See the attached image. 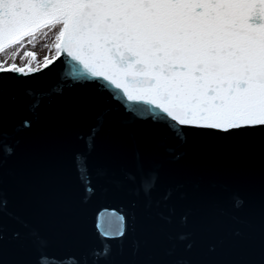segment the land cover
Segmentation results:
<instances>
[{"label":"snow or ice","instance_id":"obj_1","mask_svg":"<svg viewBox=\"0 0 264 264\" xmlns=\"http://www.w3.org/2000/svg\"><path fill=\"white\" fill-rule=\"evenodd\" d=\"M48 32L70 65L51 90L8 63ZM0 57V264L53 259L21 197L66 213L57 264H264V0H0ZM224 159L250 193L240 227L210 181Z\"/></svg>","mask_w":264,"mask_h":264},{"label":"water","instance_id":"obj_2","mask_svg":"<svg viewBox=\"0 0 264 264\" xmlns=\"http://www.w3.org/2000/svg\"><path fill=\"white\" fill-rule=\"evenodd\" d=\"M41 67L36 69H31L36 71L33 73H28L27 80L34 85L42 86L45 90H51L53 88L61 87L65 82H70L68 80V73L70 72V65L67 63L61 65L59 60H54L50 63L48 67ZM43 68V69H42ZM41 69V70H40ZM25 73L30 72L29 69H24ZM39 70V71H37ZM56 108L55 98H53V104L48 109L49 111H54ZM81 149L83 145H80ZM223 167L218 171L216 175L210 177V181L215 185L214 191L221 194V199L218 204V212L222 213V220L225 225L231 227H240L235 220L232 219L233 216L240 217L244 216L243 212H235L232 209V198L233 196H239L240 198H247L250 193L242 182L235 180L230 174L227 168V160H223ZM95 160H91L88 163V171L83 177V182L86 184L89 177L92 179L93 184L96 182V175L94 169ZM71 183L73 185H79L80 174L75 170L71 173ZM65 195H67L65 193ZM114 204L112 200L108 197H100L93 199L87 209V219L86 226L96 243H101L102 238L99 237L95 222L96 218L100 213L104 212L105 209L109 211L112 210ZM14 210L22 217V219L27 222V224L34 229H38L41 232L50 234L54 238V243L50 249V254L53 257L51 264H57V260L62 254L61 248L55 242V237L63 219L66 215L63 211L57 212L55 215L37 212L33 209L32 205L23 197L17 201L14 206ZM178 218H174V223L178 224Z\"/></svg>","mask_w":264,"mask_h":264},{"label":"rangeland","instance_id":"obj_3","mask_svg":"<svg viewBox=\"0 0 264 264\" xmlns=\"http://www.w3.org/2000/svg\"><path fill=\"white\" fill-rule=\"evenodd\" d=\"M54 40V33L48 32L45 34H38L30 42H25L19 49L18 54L12 56L10 53V59L8 63H15L17 66L23 69H36L44 66V60L47 58L50 62H53L55 56L54 49L52 48V43ZM26 52L34 53L35 59L33 57L25 55ZM0 59H7L5 57H0Z\"/></svg>","mask_w":264,"mask_h":264}]
</instances>
